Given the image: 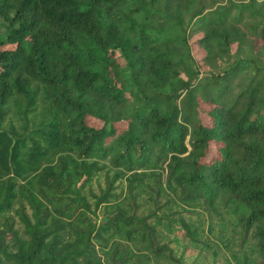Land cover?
<instances>
[{
  "label": "trees",
  "instance_id": "1",
  "mask_svg": "<svg viewBox=\"0 0 264 264\" xmlns=\"http://www.w3.org/2000/svg\"><path fill=\"white\" fill-rule=\"evenodd\" d=\"M207 7L0 0V264H264V2Z\"/></svg>",
  "mask_w": 264,
  "mask_h": 264
},
{
  "label": "rangeland",
  "instance_id": "2",
  "mask_svg": "<svg viewBox=\"0 0 264 264\" xmlns=\"http://www.w3.org/2000/svg\"><path fill=\"white\" fill-rule=\"evenodd\" d=\"M234 1H238V0H234ZM247 2V0H244ZM262 2H264V0H256V4H260ZM225 3V0H207V10L214 8L216 4H223ZM195 38H192L190 41L192 42V53L193 55L197 58L202 56V53L199 51L198 47H196L194 45L195 42ZM235 82V81H234ZM96 124H98V126L101 124L100 121L96 122ZM148 208V205H144V208L140 209L139 212H146ZM177 237L179 239V241L177 242H169V246L171 248H173L174 250V254L177 256H180L181 254L184 256V264H228L229 259H231V254L228 250H226V248H223L216 240H210L209 243L211 244V246L209 248H205L202 251H199L197 248H195L193 245L187 244L185 239H182V237L180 236V233H172L170 235V237ZM213 238V237H212ZM215 239V238H213ZM163 241H167V239H163L161 240V242L163 243ZM132 250L134 252H139L136 247L134 246V244H131L129 241H127ZM183 244L187 247L186 249L183 251ZM185 248V247H184ZM214 248L217 250V252L219 253L217 257L216 262H213V254H212V249ZM151 259H150V263L151 264H174V261L163 258L160 259L159 261H157L155 259V257L153 256L154 254L149 253ZM229 258V259H228ZM227 259V260H226Z\"/></svg>",
  "mask_w": 264,
  "mask_h": 264
}]
</instances>
